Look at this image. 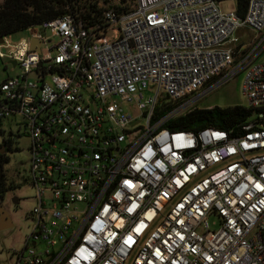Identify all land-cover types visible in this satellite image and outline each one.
Returning a JSON list of instances; mask_svg holds the SVG:
<instances>
[{
    "label": "built area",
    "instance_id": "2783aa9c",
    "mask_svg": "<svg viewBox=\"0 0 264 264\" xmlns=\"http://www.w3.org/2000/svg\"><path fill=\"white\" fill-rule=\"evenodd\" d=\"M247 1L136 0L3 37L20 72L0 123L27 122L35 201L12 264H264V0ZM240 72L255 114L237 134L167 127Z\"/></svg>",
    "mask_w": 264,
    "mask_h": 264
},
{
    "label": "rangeland",
    "instance_id": "374dc122",
    "mask_svg": "<svg viewBox=\"0 0 264 264\" xmlns=\"http://www.w3.org/2000/svg\"><path fill=\"white\" fill-rule=\"evenodd\" d=\"M222 12L233 11L236 9L234 0H224L219 4ZM41 34H45L52 42H56L57 38L52 36V32L48 28L39 27ZM241 36L249 35L251 40L255 33L248 29L238 31ZM27 30L16 32L8 39L16 42L21 39H28ZM246 40V41H249ZM50 43V42H49ZM0 51L6 52V47L0 44ZM5 58L0 57V80L7 74L15 75L20 72L19 68L12 69L11 65L5 67ZM30 77H34L31 75ZM244 72H240L231 77L227 82L218 86L204 96L198 103L199 108L228 107L241 105L248 107V101L242 93V83ZM26 120L21 116L2 120L0 123V143L4 139H11L13 151L8 152L9 162L4 168L9 181L15 185L10 188L0 201L1 206L8 212L13 226L0 230V264H12L14 259V251L20 250L24 246L25 236L30 232V221L27 218L28 212L34 205V188L29 182V136L27 134ZM4 151L3 148L0 149ZM18 198V203L14 204L12 199ZM210 230L219 227V219L216 215H210L207 218Z\"/></svg>",
    "mask_w": 264,
    "mask_h": 264
},
{
    "label": "trees",
    "instance_id": "16d2710c",
    "mask_svg": "<svg viewBox=\"0 0 264 264\" xmlns=\"http://www.w3.org/2000/svg\"><path fill=\"white\" fill-rule=\"evenodd\" d=\"M136 0H0V37L28 30L71 14L75 20H82L87 26L102 25L103 11L112 7L121 11L131 10ZM219 2L224 0H218ZM236 12L244 16L247 0H234ZM255 114V110L241 105L228 107L195 108L180 115L167 124L173 130H198L206 126L238 133V125ZM1 134V132H0ZM0 201L14 183L8 180L5 164L9 162L8 152L13 151L11 139L0 143Z\"/></svg>",
    "mask_w": 264,
    "mask_h": 264
},
{
    "label": "water",
    "instance_id": "95a60500",
    "mask_svg": "<svg viewBox=\"0 0 264 264\" xmlns=\"http://www.w3.org/2000/svg\"><path fill=\"white\" fill-rule=\"evenodd\" d=\"M3 42V38L0 37V44ZM40 39L39 38H31L30 39V48L36 51H39L40 48ZM12 67L15 65V62H11ZM14 204L18 203V198L14 197L12 199ZM13 226L12 220L8 214L7 211L3 209V207L0 204V230L10 228Z\"/></svg>",
    "mask_w": 264,
    "mask_h": 264
},
{
    "label": "crops",
    "instance_id": "0c3cea01",
    "mask_svg": "<svg viewBox=\"0 0 264 264\" xmlns=\"http://www.w3.org/2000/svg\"><path fill=\"white\" fill-rule=\"evenodd\" d=\"M13 69V68H12Z\"/></svg>",
    "mask_w": 264,
    "mask_h": 264
}]
</instances>
